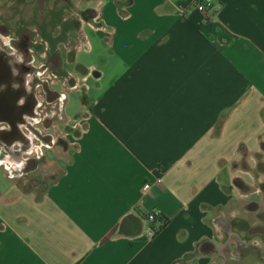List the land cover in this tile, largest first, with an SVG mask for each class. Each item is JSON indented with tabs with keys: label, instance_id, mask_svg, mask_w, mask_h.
<instances>
[{
	"label": "crops",
	"instance_id": "1",
	"mask_svg": "<svg viewBox=\"0 0 264 264\" xmlns=\"http://www.w3.org/2000/svg\"><path fill=\"white\" fill-rule=\"evenodd\" d=\"M94 1L113 58L33 168L0 156V264H264V0Z\"/></svg>",
	"mask_w": 264,
	"mask_h": 264
},
{
	"label": "flooded vegetation",
	"instance_id": "2",
	"mask_svg": "<svg viewBox=\"0 0 264 264\" xmlns=\"http://www.w3.org/2000/svg\"><path fill=\"white\" fill-rule=\"evenodd\" d=\"M7 28L0 24V37H11L12 45L10 49L0 39V125H5L0 128V156L23 161L22 172L25 173L42 157L43 145L53 142V135L44 131L50 124V117H61L59 88H51L48 80L41 77L42 73L51 70L54 78H59L60 83L71 84L72 88H76V76L63 67L58 69L61 61L57 54L36 65L34 54H38L39 46L33 43V36L20 29L17 37H12ZM56 140L63 141L60 136ZM33 150L37 151L34 155ZM241 245L243 257L238 264H251L253 252L249 247H243L242 242Z\"/></svg>",
	"mask_w": 264,
	"mask_h": 264
},
{
	"label": "rangeland",
	"instance_id": "3",
	"mask_svg": "<svg viewBox=\"0 0 264 264\" xmlns=\"http://www.w3.org/2000/svg\"><path fill=\"white\" fill-rule=\"evenodd\" d=\"M95 6L94 0H0V24L8 27L12 37H17L20 29L28 32L29 36H33V43L39 46L38 54H34L36 65L48 60L50 55L57 54L61 61L58 69L63 67L65 68L63 70L68 69L74 72L76 77H83L85 72L81 74L77 71L79 67L77 68L74 60L85 65H101L113 58L108 49V42L104 39L99 41L97 33L88 27L85 29L87 44L84 45L83 24L91 23L97 26L94 22L97 13ZM90 45L93 50L89 49ZM74 55H76L75 58ZM41 77L48 80L51 88H59L60 94L68 88L74 89L71 84L68 85L64 81L60 83L59 78L53 77L51 70L44 71ZM108 77L106 74L105 79ZM78 89L81 90L82 87ZM80 94V91L68 93V104L66 105L68 115H74L80 110ZM62 115L61 110L59 116L62 118L50 117V124H58V121L63 119ZM261 135L264 139V132H261ZM2 181L6 183L3 177Z\"/></svg>",
	"mask_w": 264,
	"mask_h": 264
},
{
	"label": "built area",
	"instance_id": "4",
	"mask_svg": "<svg viewBox=\"0 0 264 264\" xmlns=\"http://www.w3.org/2000/svg\"><path fill=\"white\" fill-rule=\"evenodd\" d=\"M222 7V2L220 0H196L194 3V8L204 14L212 15ZM149 185L146 183L141 188V193L147 192ZM140 218L146 223L145 233L148 237H152L158 231V229L163 225L164 220L158 211H139L137 212ZM162 219L159 221V219ZM155 223H158L155 225Z\"/></svg>",
	"mask_w": 264,
	"mask_h": 264
},
{
	"label": "clouds",
	"instance_id": "5",
	"mask_svg": "<svg viewBox=\"0 0 264 264\" xmlns=\"http://www.w3.org/2000/svg\"><path fill=\"white\" fill-rule=\"evenodd\" d=\"M0 39H3L4 44L7 45L10 49L12 48V45L10 43L11 37H0ZM3 127H5V125H0V128H3ZM2 163H4V161L0 160V164ZM22 164H23V161L17 164L16 167H20Z\"/></svg>",
	"mask_w": 264,
	"mask_h": 264
},
{
	"label": "trees",
	"instance_id": "6",
	"mask_svg": "<svg viewBox=\"0 0 264 264\" xmlns=\"http://www.w3.org/2000/svg\"><path fill=\"white\" fill-rule=\"evenodd\" d=\"M262 156H263V153H258V154H256V159H257V162H263V160H262ZM164 220V223L166 222L165 221V219H163ZM163 223V224H164Z\"/></svg>",
	"mask_w": 264,
	"mask_h": 264
},
{
	"label": "water",
	"instance_id": "7",
	"mask_svg": "<svg viewBox=\"0 0 264 264\" xmlns=\"http://www.w3.org/2000/svg\"><path fill=\"white\" fill-rule=\"evenodd\" d=\"M0 46H1V40H0ZM2 77V76H1ZM1 79V78H0ZM3 79V78H2ZM18 126V125H17ZM17 130H18V132L20 133V134H22V130L20 129V127L18 126V128H17Z\"/></svg>",
	"mask_w": 264,
	"mask_h": 264
}]
</instances>
